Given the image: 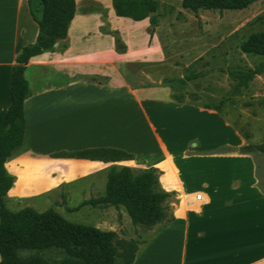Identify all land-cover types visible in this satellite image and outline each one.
<instances>
[{
  "label": "crops",
  "instance_id": "0c3cea01",
  "mask_svg": "<svg viewBox=\"0 0 264 264\" xmlns=\"http://www.w3.org/2000/svg\"><path fill=\"white\" fill-rule=\"evenodd\" d=\"M28 1L0 0V121L16 55L38 34ZM152 30L149 16H119L112 0H75L66 36L26 63L25 128L5 160L15 176L5 200L61 190L90 199L112 166L156 167L170 220L132 264H264V190L252 156L230 149L243 137L219 112L173 99L163 75L145 74L164 60ZM214 127L227 136L212 138ZM91 148L132 158L53 155Z\"/></svg>",
  "mask_w": 264,
  "mask_h": 264
},
{
  "label": "rangeland",
  "instance_id": "374dc122",
  "mask_svg": "<svg viewBox=\"0 0 264 264\" xmlns=\"http://www.w3.org/2000/svg\"><path fill=\"white\" fill-rule=\"evenodd\" d=\"M157 1L152 31L159 38L164 60L143 68L145 74L163 75L175 94L219 112L244 140L242 145L230 149L252 156L257 183L263 189L264 151L259 146L264 145V57L242 51L241 44L250 35L264 32V0H252L243 8L193 7L183 5L182 0ZM32 7L38 16L37 0H33ZM248 68L260 70L245 84H239L234 74ZM217 132L220 137L227 136L222 127H214L212 138H216ZM103 190L104 185L100 193ZM85 194L79 191L67 200L61 190L41 198H9L5 203L12 211L25 207L39 212L52 209L71 224L113 231L117 249L113 264H126L167 221L151 227L134 225L123 206L85 203ZM169 207L167 204V218ZM15 254L19 264H68L73 259L65 249L54 246H21Z\"/></svg>",
  "mask_w": 264,
  "mask_h": 264
},
{
  "label": "trees",
  "instance_id": "16d2710c",
  "mask_svg": "<svg viewBox=\"0 0 264 264\" xmlns=\"http://www.w3.org/2000/svg\"><path fill=\"white\" fill-rule=\"evenodd\" d=\"M40 13L29 9L38 24V34L33 43L24 45L16 55V63L10 76L11 102L0 121V264H19L15 249L21 246H54L65 249L73 256L68 264H113L117 249L113 231L95 227L75 225L61 218L54 210L39 212L31 207L12 211L6 206L5 198L12 187L15 176L5 167V160L23 140L25 117L24 100L30 89L24 76L29 58L51 48L57 40L67 34V26L73 18L75 0H37ZM185 6H218L243 8L252 0H182ZM115 13L134 20L150 17L155 24L154 13L157 0H112ZM242 51L264 57V32L250 35L241 44ZM260 68H248L234 74L239 84H245ZM172 87V86H171ZM178 102L187 101L182 95L172 92ZM259 149L264 151V145ZM246 152V151H240ZM54 156L79 158L131 159L132 154L110 148H91L73 152H56ZM264 190V188H263ZM170 193L159 186L158 169L150 167L135 170L130 166H112L108 170L105 191L102 195L85 201L89 204H112L123 206L134 225L151 227L167 218L165 202ZM132 256L126 264H132Z\"/></svg>",
  "mask_w": 264,
  "mask_h": 264
},
{
  "label": "built area",
  "instance_id": "2783aa9c",
  "mask_svg": "<svg viewBox=\"0 0 264 264\" xmlns=\"http://www.w3.org/2000/svg\"><path fill=\"white\" fill-rule=\"evenodd\" d=\"M201 196H202L201 193H197V194H196V199H201Z\"/></svg>",
  "mask_w": 264,
  "mask_h": 264
}]
</instances>
